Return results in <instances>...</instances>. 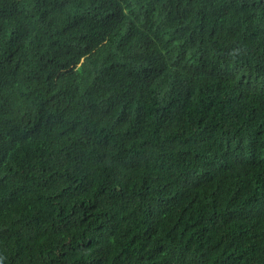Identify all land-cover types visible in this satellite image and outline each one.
<instances>
[{
  "label": "trees",
  "instance_id": "obj_1",
  "mask_svg": "<svg viewBox=\"0 0 264 264\" xmlns=\"http://www.w3.org/2000/svg\"><path fill=\"white\" fill-rule=\"evenodd\" d=\"M0 264H264V0H0Z\"/></svg>",
  "mask_w": 264,
  "mask_h": 264
}]
</instances>
